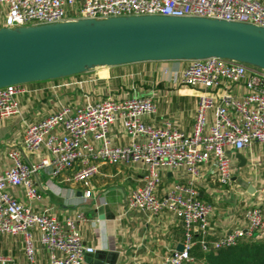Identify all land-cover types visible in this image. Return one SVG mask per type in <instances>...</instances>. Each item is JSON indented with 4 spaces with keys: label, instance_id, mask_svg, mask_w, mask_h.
Segmentation results:
<instances>
[{
    "label": "built area",
    "instance_id": "built-area-1",
    "mask_svg": "<svg viewBox=\"0 0 264 264\" xmlns=\"http://www.w3.org/2000/svg\"><path fill=\"white\" fill-rule=\"evenodd\" d=\"M139 15L205 17L264 27V0H0V28ZM180 82L198 92L190 133L170 120L159 126L145 121L144 117L156 112L152 96H109L98 101L86 97L80 105H60L38 121L25 124L21 148L7 150L10 165L0 170V235L22 236L28 264H36V239L48 251V264H82L85 256L94 252L77 229L76 222L85 220L82 212L59 220L48 208L33 210L32 202L40 199L36 180L40 169L49 178L71 170L64 181L88 186L102 164L142 163L143 183L131 190L124 213L138 210L157 215L167 211L178 217L184 228L182 249L173 250L160 264L192 262L195 233L200 235L198 242L204 250L254 237L264 243V215L259 207L245 210V228L206 242L212 206L198 198L195 186L200 168L209 162L215 164L218 181L229 185L234 169L227 150L238 152L255 142L264 144V69L219 57L194 59L183 69ZM73 84L81 86L82 82L61 85ZM25 91L23 84L0 88V119L19 113L17 96ZM117 122L130 138L126 145L113 144L109 136ZM22 150L42 152L43 156L29 162ZM179 168L190 180L171 184L159 196L161 170ZM12 189L21 190L25 201L11 193ZM90 196L88 189L83 191L84 198ZM8 260L0 256V264Z\"/></svg>",
    "mask_w": 264,
    "mask_h": 264
},
{
    "label": "crops",
    "instance_id": "crops-1",
    "mask_svg": "<svg viewBox=\"0 0 264 264\" xmlns=\"http://www.w3.org/2000/svg\"><path fill=\"white\" fill-rule=\"evenodd\" d=\"M186 60L145 61L117 66L97 67L87 72L56 80L25 83L26 91L17 96L19 113L0 119V170L10 165L6 156L11 147L21 148L24 126L54 112L60 105L77 106L87 97L98 101L106 97L152 96L156 112L144 117L153 126L170 120L180 130H192L198 92L180 82ZM81 81V86L62 83ZM85 94V95H84ZM209 121H212L209 116ZM115 145H126L130 138L120 123L109 131ZM23 151V150H22ZM233 162V176L229 185L218 181L213 162L200 168L195 186L198 198L212 206L208 218L206 242L229 234L235 228L247 226L245 210L259 207L264 215V144L255 142L240 151L227 150ZM245 158L239 166L236 154ZM23 157L34 162L42 152ZM49 178L46 171L37 172L40 199L32 202L33 210L48 208L59 220L82 212L85 220L76 222L83 242L94 248L82 264H160L173 250H179L184 240L182 221L167 211L157 215L129 210L124 213L125 201L131 190L141 186L145 167L142 163L102 164L88 186L67 182L64 177ZM190 176L182 169L161 170V184L157 194L162 196L173 183L186 184ZM249 187H252L249 191ZM89 190L91 196L83 197ZM25 201L21 190H10ZM195 244L200 239L194 234ZM257 240V238H252ZM250 240V239H249ZM195 244L193 246H195ZM36 264H48V251L37 239L34 242ZM201 251H206L203 248ZM194 252H198L197 249ZM0 256L9 260L3 264H28L24 242L19 235H0Z\"/></svg>",
    "mask_w": 264,
    "mask_h": 264
},
{
    "label": "water",
    "instance_id": "water-1",
    "mask_svg": "<svg viewBox=\"0 0 264 264\" xmlns=\"http://www.w3.org/2000/svg\"><path fill=\"white\" fill-rule=\"evenodd\" d=\"M208 57L264 69V27L165 15L1 27L0 88L60 79L103 66ZM236 158L239 166L245 165L240 153Z\"/></svg>",
    "mask_w": 264,
    "mask_h": 264
},
{
    "label": "trees",
    "instance_id": "trees-1",
    "mask_svg": "<svg viewBox=\"0 0 264 264\" xmlns=\"http://www.w3.org/2000/svg\"><path fill=\"white\" fill-rule=\"evenodd\" d=\"M56 80V79H55ZM199 242L190 250L193 258L187 264H264V243L258 240H242L235 245L201 251ZM197 249V253L194 252Z\"/></svg>",
    "mask_w": 264,
    "mask_h": 264
},
{
    "label": "rangeland",
    "instance_id": "rangeland-1",
    "mask_svg": "<svg viewBox=\"0 0 264 264\" xmlns=\"http://www.w3.org/2000/svg\"><path fill=\"white\" fill-rule=\"evenodd\" d=\"M65 78V77H64Z\"/></svg>",
    "mask_w": 264,
    "mask_h": 264
}]
</instances>
